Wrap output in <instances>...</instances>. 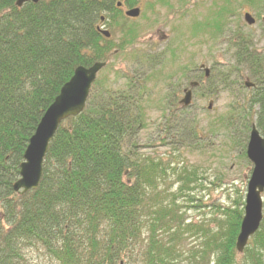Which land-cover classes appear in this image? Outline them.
Listing matches in <instances>:
<instances>
[{"label": "trees", "instance_id": "obj_1", "mask_svg": "<svg viewBox=\"0 0 264 264\" xmlns=\"http://www.w3.org/2000/svg\"><path fill=\"white\" fill-rule=\"evenodd\" d=\"M17 2L0 0V264H29L32 250L56 264H264V218L244 253L236 248L244 196L218 207L214 228L186 223L177 196L167 192L162 199L158 192L164 161L137 152L147 127L145 78L115 70L111 59L133 47L139 32L126 25L117 5L133 8L139 0H54L22 8ZM102 18L116 26L109 25L110 39L99 31ZM116 31L123 34L119 44ZM247 38L234 39L237 72H228L227 88L237 85L243 67L262 85L264 58ZM132 59L140 71L162 64L151 65L148 54ZM98 62L107 66L84 112L58 130L39 188L16 193L24 154L45 113L77 68ZM174 107V127L185 135L188 109L178 101ZM232 114L245 135L255 125L264 137V85ZM173 173L184 185L181 191L199 181L187 168ZM187 234L202 244L182 262L186 254L174 243Z\"/></svg>", "mask_w": 264, "mask_h": 264}, {"label": "rangeland", "instance_id": "obj_2", "mask_svg": "<svg viewBox=\"0 0 264 264\" xmlns=\"http://www.w3.org/2000/svg\"><path fill=\"white\" fill-rule=\"evenodd\" d=\"M154 1L139 0L138 4L143 7L141 18L135 23H126L127 26L138 27L139 39L126 53H119L115 59H111V63H114L115 70L142 75V78H145L143 82L146 86L145 90L147 89L148 100L147 127L138 137L137 152L139 155L164 161L162 170L166 171V176L165 172H162L163 177L156 184L159 186L158 192L162 195V199L167 192L177 196L179 206L177 212L183 213L184 217H182L186 223L206 224V227L214 228L212 220L221 218L220 210L233 206L241 196L246 198L254 168L246 156L250 133L245 135L242 130L243 125H238V122L236 125L233 120L236 111L232 114L238 105L245 104L251 93L241 87L239 90L241 79L232 88H227L226 82L230 70L233 73L237 72L234 71L237 63L231 40L239 29L248 36L247 39L252 40L253 50L264 54V33L261 31V22L254 28H248L244 17V13L248 12L255 18H263L264 1L251 5L247 0H169L171 7L156 6L155 10H151L150 5H154ZM184 2H186L185 13L181 8ZM225 8L228 12H234V15L225 13ZM215 12L225 17L224 21L229 24L228 29L225 22L213 16ZM191 15L198 18L201 32L205 30L210 35L218 37L223 35L211 39L205 36L206 34H202L201 37H205L200 39L202 44H199L198 40L194 37L192 39L188 33H185L183 40L186 44L185 50L167 54L162 64L154 70L140 71L134 65L132 55L147 54L149 50L147 43L150 42V36L154 31L158 30L169 36L167 44V41L161 42L158 48L160 52L172 45L177 47L183 38L181 34L173 33V29L175 26L177 28L178 24H183L184 20L189 23L192 19ZM154 22L157 23L150 28ZM109 25L111 29L116 30L113 22H109ZM188 27L189 24L185 26L186 29ZM153 28L155 30H151ZM108 30L113 34L110 27ZM121 35L123 34L120 31L114 33L116 42L121 40ZM160 37L163 38L161 35ZM215 63L217 65L212 72L214 84L218 87L217 92L210 98L205 97V94L209 95V90L195 94L191 107L182 117L185 121L188 120L186 123L188 128L185 129V135H181L178 133V128L174 127L179 120L178 114L173 111L177 109L174 104L184 98L183 90L185 87L189 88L193 76L192 70L195 68L193 66L203 64L211 67ZM238 72L239 76L243 74L247 76L241 82L253 81L248 77V67L247 69L243 67ZM109 77L113 80V73ZM232 79L235 80V76L232 75ZM118 85L121 87L122 83ZM211 85L212 83L207 85L208 89ZM179 92H182V95L176 98L175 95ZM186 168L191 174L195 173L199 181L190 183L189 190L181 191L184 185L173 172L176 169L177 173H180ZM218 207L222 209L219 210ZM174 244L179 251L182 250L186 254L182 259V262H185L187 254L200 249L202 242L198 237L187 234ZM27 258L29 264H56L45 253L36 250L30 251Z\"/></svg>", "mask_w": 264, "mask_h": 264}, {"label": "water", "instance_id": "obj_3", "mask_svg": "<svg viewBox=\"0 0 264 264\" xmlns=\"http://www.w3.org/2000/svg\"><path fill=\"white\" fill-rule=\"evenodd\" d=\"M43 1L54 0H18L17 7L22 8L25 4H39ZM117 6L121 8L122 4L118 3ZM140 13V9L135 8L129 10L126 16L137 19L140 17ZM102 20L104 21V18ZM246 21L250 26L254 24V19L249 14L246 15ZM99 31L105 38H111L109 31L100 28ZM106 66L107 63L98 62L89 68L79 67L71 80L64 85L30 140L24 154V162L21 165L20 180L14 186L16 193L24 195L39 188L43 178L45 159L53 139L63 122L69 118L78 117L84 112L93 85ZM192 99V92H186L184 99L181 101V106L189 108ZM247 158L254 168L248 184L245 214L236 243L237 251L240 254L244 253L251 238L260 230L264 218V137L255 125H253L250 133Z\"/></svg>", "mask_w": 264, "mask_h": 264}, {"label": "flooded vegetation", "instance_id": "obj_4", "mask_svg": "<svg viewBox=\"0 0 264 264\" xmlns=\"http://www.w3.org/2000/svg\"><path fill=\"white\" fill-rule=\"evenodd\" d=\"M171 1V0H170ZM170 1L169 0H163V3H161L160 2V0H155L154 2H155V4L154 5H150L151 7H150V9L151 10H155L156 9V6L158 7V6H163V7H171L170 6ZM231 1H235V0H231ZM247 3V2H246ZM185 5H186V2H184V3H182V11L184 12V10H185ZM244 6V5H243ZM242 6V7H243ZM118 8V7H117ZM135 8H139L140 9V11H141V13H140V17L139 18H137V19H131V18H128V17H126V13L129 11V10H132V9H135ZM121 12H122V15L127 19V21L128 22H137L140 18H141V16H142V12H143V7H140V5L138 4L137 6H135V7H133V8H129V7H127V6H125L124 4H122V7L121 8H118ZM185 13V12H184ZM225 13H227V14H231V15H234L233 13H231L230 11L228 12V10H227V8H225ZM251 15L250 13H248V12H246V13H244V17H245V22H246V26L248 27V28H254V27H256L258 24H260V22H261V27H262V29H261V31H263V33H264V17L262 18L261 17V19L258 17V18H255V17H253L252 15V18L254 19V24L253 25H249L248 24V22L246 21V15ZM184 16H186V15H184ZM213 16H215L216 17V19H221L223 22H225L226 23V25H227V29H228V27H229V24H228V22L227 21H224V19H225V17H222V15L219 13V14H217V12H215L214 14H213ZM225 16V15H224ZM191 17H192V19L189 21V23L187 22V20H184V21H182L183 22V24H178V26H177V28H176V26L174 27V29H173V33L174 32H176L177 34H181V36H182V42H180L179 43V45L177 46V47H175L174 45H172V46H169L166 50H165V48L163 49V52H160V49H158L159 48V46H160V44H161V42H165V41H169V36L168 35H166V34H164V33H162V32H159L158 30L157 31H154L153 32V34H151V36H150V42H148L147 43V47H148V51H147V54H148V58H149V62H150V64L151 65H154V64H160L162 61H163V59H164V57L167 55V54H173L174 52L176 53V52H180L179 50H185L184 48H185V43L183 42V40H184V38H185V33H188L189 35H190V37L192 38V39H196V40H198V43L199 44H202V39L205 37V36H207L208 38H211V39H213V38H219L220 36H222L223 34H221L219 37L218 36H215V35H210L208 32H206L205 30L203 31V32H201L200 31V22L198 21V18H196L194 15H191ZM185 17H183V19H184ZM208 19V18H207ZM227 20V19H226ZM187 22V23H186ZM108 22L104 19V21L102 20V23H101V27L100 28H103V29H105V30H108V24H107ZM157 23V22H156ZM155 22H154V24L153 25H150V28H152L155 24H156ZM187 24H189V27L186 29L185 28V26L187 25ZM137 27V26H136ZM138 28V27H137ZM217 28H218V24L216 25V30H217ZM205 29H207V28H205ZM227 29H226V31H227ZM151 30H155V28H153V29H151ZM225 31V32H226ZM202 34H206L204 37H201V35ZM160 35L163 37V38H161L160 37ZM241 35H243V36H245V37H248V36H246V34L241 30V29H239L233 36H234V38H232V47H233V50H234V43H235V41H234V39H235V37H238V36H241ZM194 37V38H193ZM139 39V38H138ZM201 39V40H200ZM168 41L166 42V44L168 43ZM206 42L208 41L207 39L205 40ZM120 42H118V44H119ZM170 43H171V41H170ZM169 43V44H170ZM119 52V50H117V53ZM255 52L257 53V55H259V56H261L262 58H264V54H260V52L259 51H257V50H255ZM216 63H215V65H212L211 67H208V66H206V65H199V66H193V67H195L193 70H192V74H193V76H191V81H190V83H189V88H187V87H185L184 88V90H183V95H184V97H185V93L186 92H188V91H191L192 92V95H193V99H194V96H195V94L197 95L200 91H203V90H209V95H207V94H205V97H207V98H210V97H213V96H215V94H216V92H217V89H218V87H217V84H214V74H213V70L216 68ZM157 67V66H156ZM154 69H155V67H153ZM153 69V70H154ZM252 71H251V68L250 69H248V77L250 78V79H252L253 81H251V82H245V83H243V82H241V80H243V79H246V75L244 76V74L241 76V80H240V82H239V90H240V87L244 90V91H246V89H248V91H250V93H251V96L258 90V89H260L261 88V86L262 85H264V72H263V76H262V85H260V83L256 80V78L255 77H253V75H252V73H251ZM186 79H187V77H185ZM193 79H194V81H193ZM217 81H218V79H217ZM210 83H212V85H211V88L210 89H208V87H207V85L208 84H210ZM236 89H238V88H236ZM234 92V91H233ZM181 95H182V92L180 93H178V94H176L175 95V97L176 98H180L181 97ZM184 99V98H183ZM183 99H180L181 101L183 100ZM192 99V100H193ZM181 101L179 102V105L181 104ZM180 107H181V110L182 109H186V108H183L181 105H180ZM175 113L177 114V110H175Z\"/></svg>", "mask_w": 264, "mask_h": 264}]
</instances>
